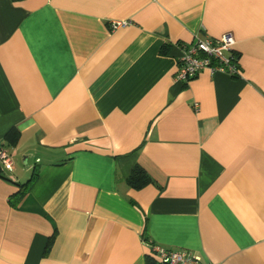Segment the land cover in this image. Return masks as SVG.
I'll use <instances>...</instances> for the list:
<instances>
[{"label":"crops","instance_id":"1","mask_svg":"<svg viewBox=\"0 0 264 264\" xmlns=\"http://www.w3.org/2000/svg\"><path fill=\"white\" fill-rule=\"evenodd\" d=\"M225 32L238 75L175 79ZM0 143V264H264V0H0Z\"/></svg>","mask_w":264,"mask_h":264},{"label":"built area","instance_id":"2","mask_svg":"<svg viewBox=\"0 0 264 264\" xmlns=\"http://www.w3.org/2000/svg\"><path fill=\"white\" fill-rule=\"evenodd\" d=\"M126 22H116L111 27L117 28ZM230 32L221 34L218 38L196 37L189 46H185L179 58L175 79L188 82L201 71L208 69L211 73L222 72L230 76L239 74L238 65L229 53L234 44ZM0 162L9 170L13 169L10 155L0 145ZM154 264H208L195 254L184 249H166L150 244Z\"/></svg>","mask_w":264,"mask_h":264},{"label":"trees","instance_id":"3","mask_svg":"<svg viewBox=\"0 0 264 264\" xmlns=\"http://www.w3.org/2000/svg\"><path fill=\"white\" fill-rule=\"evenodd\" d=\"M234 59H235V57H234ZM13 134H14V131L11 129L4 136V140L10 145L15 144L16 140H17V136H15ZM0 145H2L4 147L3 143H0ZM0 175L3 176L1 169H0ZM29 182H30V180H28L26 183H23V184L22 183L16 184V185H18V187L20 189L22 188L23 190H20L18 188V190L10 196V203L12 205H16V203L20 200V198L24 194L25 189L27 188ZM152 182L153 181H152L151 177L148 175V173L139 165L134 166V168L131 171V174L127 178V183L135 189H140V188L144 187L145 185L152 183ZM149 256L150 257L148 258V261H150V262H148V264H154L153 260H152V255H149Z\"/></svg>","mask_w":264,"mask_h":264}]
</instances>
